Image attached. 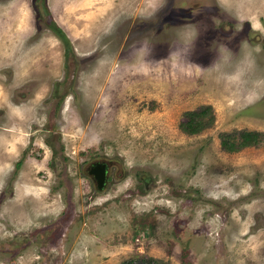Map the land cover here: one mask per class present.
<instances>
[{"label":"rangeland","instance_id":"obj_1","mask_svg":"<svg viewBox=\"0 0 264 264\" xmlns=\"http://www.w3.org/2000/svg\"><path fill=\"white\" fill-rule=\"evenodd\" d=\"M215 1L0 0V264H264V0Z\"/></svg>","mask_w":264,"mask_h":264},{"label":"flooded vegetation","instance_id":"obj_2","mask_svg":"<svg viewBox=\"0 0 264 264\" xmlns=\"http://www.w3.org/2000/svg\"><path fill=\"white\" fill-rule=\"evenodd\" d=\"M216 1L215 0H165L161 9L165 12L174 11L175 16H181L184 19H192L196 18L200 14H209L214 12L216 9ZM228 23L222 25V29L226 30ZM261 43L264 44V38H261ZM103 168L105 171L104 175V183L101 188L98 187L97 179L94 174H88L90 169H92L93 173H99L100 168ZM114 167H116L115 163L107 158H93L87 162L85 169L88 177L94 184L96 189H104L106 185H108L113 179L115 171Z\"/></svg>","mask_w":264,"mask_h":264},{"label":"trees","instance_id":"obj_3","mask_svg":"<svg viewBox=\"0 0 264 264\" xmlns=\"http://www.w3.org/2000/svg\"><path fill=\"white\" fill-rule=\"evenodd\" d=\"M52 31L64 42L66 41L67 37L63 33V31L57 26V25H51L50 26ZM65 44V43H64ZM204 111H193L190 112V116H188L187 120L185 122L181 123V127L187 131V132H194L198 128H200V124L202 122V117L205 114ZM258 135L256 132L253 131H247L243 130L240 132L239 139L237 141H227L225 139L222 140V146L227 150H236L239 149L242 146L253 144L257 141ZM17 165L19 162L16 163Z\"/></svg>","mask_w":264,"mask_h":264},{"label":"water","instance_id":"obj_4","mask_svg":"<svg viewBox=\"0 0 264 264\" xmlns=\"http://www.w3.org/2000/svg\"><path fill=\"white\" fill-rule=\"evenodd\" d=\"M88 174L90 175L94 174L96 176L98 187L101 188L104 183V175H105L104 169L101 167L99 173H93L92 169H90Z\"/></svg>","mask_w":264,"mask_h":264},{"label":"clouds","instance_id":"obj_5","mask_svg":"<svg viewBox=\"0 0 264 264\" xmlns=\"http://www.w3.org/2000/svg\"><path fill=\"white\" fill-rule=\"evenodd\" d=\"M163 4V0H159V6L161 7Z\"/></svg>","mask_w":264,"mask_h":264},{"label":"bare ground","instance_id":"obj_6","mask_svg":"<svg viewBox=\"0 0 264 264\" xmlns=\"http://www.w3.org/2000/svg\"><path fill=\"white\" fill-rule=\"evenodd\" d=\"M91 6V5H90Z\"/></svg>","mask_w":264,"mask_h":264}]
</instances>
